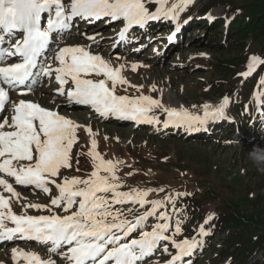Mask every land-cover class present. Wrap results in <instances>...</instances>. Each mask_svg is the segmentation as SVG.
Instances as JSON below:
<instances>
[{"label":"snow or ice","instance_id":"snow-or-ice-1","mask_svg":"<svg viewBox=\"0 0 264 264\" xmlns=\"http://www.w3.org/2000/svg\"><path fill=\"white\" fill-rule=\"evenodd\" d=\"M192 3L194 0H70L69 3L64 0H0V63H3L0 66V112L10 108L12 113L10 119L0 116V174H3L0 175L3 189L0 192V241H36L48 245L49 253L48 259H42L35 252L13 248L14 261L57 264L53 257L59 256L65 264H142L160 249L170 257L164 264H185V258L191 257L199 247L200 242L195 237L176 239L183 235L182 225L186 222L183 211L175 208L176 197L191 193L167 194L150 200V193L165 189L128 185L127 190H122L125 183L118 173L125 164L104 158L97 150L98 142L90 125L78 124L60 114L59 104L49 109L37 101L22 98L13 101L10 96L21 89V95L33 92L40 78L46 77L49 84L57 85L51 103H57V96L63 97L65 103L89 106L105 119L114 116L193 131L225 119L228 96L215 107L205 103L202 115L183 106H166L162 99L143 94V85L131 83L123 75L125 65L114 67L102 55L90 51L91 45L60 46L61 34L73 27L76 18L88 22L102 18L121 21L123 27L118 38L125 41L130 30L144 29L152 21L165 19L179 23L180 13ZM153 4L154 9L150 8ZM45 17L46 24L43 23ZM88 39L95 42L93 36ZM53 43L56 45L52 56L55 67L52 63L40 62V57ZM11 58H17L18 62L4 63ZM261 64L264 59L252 55L247 70L238 75L250 77ZM138 67L139 64L133 63L131 70L135 72ZM260 83L264 85V80ZM118 87L124 92L131 88L140 94H118ZM151 90L156 91V86L152 85ZM156 109L166 114L163 121L155 114ZM80 129L90 140L86 153L73 151L79 143ZM82 155L91 159V172L83 177L64 175V170L73 169V162L77 165L73 170L80 171ZM126 175L132 176L133 172ZM5 177L12 178L15 185L34 186L50 197L49 203H23L22 214H16L11 200L15 198L19 203L20 194ZM53 186L55 196L51 195ZM169 203L181 217L174 223L169 213L162 211ZM116 205L131 207L125 210L114 207ZM28 209L50 214L30 215ZM214 216V213L206 216L199 225V235L207 234L205 225L211 226ZM150 217H156L157 222L148 230L145 225ZM137 231L138 238L129 239ZM187 264L192 261L189 259Z\"/></svg>","mask_w":264,"mask_h":264},{"label":"rangeland","instance_id":"rangeland-1","mask_svg":"<svg viewBox=\"0 0 264 264\" xmlns=\"http://www.w3.org/2000/svg\"><path fill=\"white\" fill-rule=\"evenodd\" d=\"M217 1L221 4H216ZM64 2L69 3L70 0H64ZM262 3L264 0H194V3L186 8V10H190L189 14H185L184 17L179 16L177 30L181 31V27H183L182 33H178L182 34L180 45L182 49L174 53L169 50L173 44L172 39H168L161 50L157 49L158 51H156V46H159L158 42H162L160 37L143 32L133 34L135 38H138V45H134L131 49L123 50L122 47H114L111 42L109 44L112 33L111 26L107 25L111 24L109 18H102L95 22L96 25H92L91 28L81 29L77 34L78 38L73 37L69 39L71 43L66 41L64 45L60 44V46L91 45L90 51L102 55L114 67L125 65L123 75L131 83L143 85L141 90L143 94L162 99L166 106L176 108L183 106L195 114L202 115V106L205 103L215 107L222 103L223 97L228 96L230 102L226 113L234 116L232 114V97L242 94L252 79V75L244 78L238 73L247 70L250 56L257 55L264 59V34L252 32L242 40L231 39L232 34L227 35V28L224 29V26L220 28V25L224 23L226 27H229L232 20L226 19V22H223L220 17L225 12L233 13L238 17L235 14L236 11L245 9L251 17L257 12L253 9L257 5L262 6ZM206 4L210 7H204ZM230 6L236 11L229 12L227 9ZM261 6L257 7V10ZM217 18L221 19V23H218L220 30L213 34L215 41H212L210 39L211 31L208 28L213 26V21ZM158 22L159 20L151 23L158 25ZM170 22L174 23V21ZM250 25H245L242 30L244 31ZM77 27L73 28V33L77 31ZM184 27L186 28L184 29ZM172 31L159 30L158 33L162 38L163 36L169 37ZM106 34L110 35L104 37ZM69 35L72 34L67 36ZM89 36H93L95 42L89 40ZM146 43L150 45L145 48ZM174 45H177L176 42ZM137 49L143 50V52L136 54ZM133 63L140 65L135 72L131 70ZM52 65L55 67L56 62ZM152 85L156 86V91L151 90ZM55 87L57 85L54 82L49 84L48 80L43 81L34 87L30 98L37 102L42 101L45 105L42 102L41 105L49 109H55L59 104L60 114L66 115L78 124L90 125L98 142L97 150L103 154L104 158L123 161L125 164L118 173L125 183V188L122 190H127L128 185L139 188L159 189L163 187L165 189L164 192L150 193L148 197L150 200L162 198L167 194L176 196L177 193H191V195L178 196L180 198L176 199L175 208H179L184 202L185 206L182 211L186 222L182 225L183 235L177 236L176 239L195 237L200 242L197 249L202 248L201 242L205 241V253L192 264H264V165L258 166L249 158V153L254 148L264 149V133L250 130L246 132L247 136L246 133L229 135L225 136L224 140L216 137L208 140H185L178 135H171V129L175 131L178 128L175 126L165 128L163 124H147L145 127H137L134 123H129L133 122L131 120L121 122L101 118L84 106L65 103L64 98L59 96L56 97L57 103L53 104L50 101L55 95L53 92ZM118 94L136 96L140 93L131 88L124 92L122 87H118ZM12 99L14 100V98ZM11 114L9 108L1 116L10 118ZM155 114L161 121L166 118V114L159 109L155 110ZM258 120H260V124H264V118L259 117ZM220 122L221 120H218L216 124ZM259 122H254L255 126L259 125ZM263 128L261 125V129ZM78 136L79 143L73 151L74 153H86L90 147L89 137L83 129L78 131ZM79 159V172L73 170L77 167L73 162V169L64 170L63 174L69 177L87 176L92 170L91 159L86 155L80 156ZM129 165L131 167H127ZM130 171L133 172V175L127 176L126 173ZM14 187L20 194L19 203L15 198L11 200L14 212L22 214L23 203H49L50 197L34 187ZM56 194L53 186L51 195L55 196ZM9 195V193L5 194V196ZM168 205L171 206L170 203ZM114 207L126 210L131 205H116ZM57 211L61 215L64 214L62 211ZM162 211L169 213L173 223L176 219L181 218L179 211H174L173 207L171 209L166 207ZM213 213L215 214L214 220L210 222L211 226L207 230L209 235L201 236L199 232L192 234L193 230H197L203 223L206 216ZM28 214L50 213L28 209ZM220 215L226 217L225 221L229 222L224 221L225 228L222 229L221 226H218L220 221L217 222ZM128 218L132 219L131 216ZM156 222V217H150L145 228L150 230V226ZM216 232L219 233L216 235ZM138 234L139 231L132 233L129 239L138 238ZM230 235L235 241L232 242L228 239ZM15 241L22 242L17 239ZM241 242L246 245L244 247L247 251L257 249L255 252L249 253L246 261L241 260L242 253L237 255V249H234L235 245ZM24 243H15L0 248V264H26L23 259L13 260V248L35 252L38 255L41 253L45 259L49 258L46 248L37 246L36 243ZM25 247L32 249L27 250ZM169 250L173 254L175 253L170 244ZM169 258L167 254L158 249L156 255L152 257L154 259L152 263H150L151 260H147L142 264H153L157 260L164 264ZM188 258L193 260L194 256L186 257L185 260ZM53 259L57 264H65V261L59 256H55Z\"/></svg>","mask_w":264,"mask_h":264},{"label":"trees","instance_id":"trees-1","mask_svg":"<svg viewBox=\"0 0 264 264\" xmlns=\"http://www.w3.org/2000/svg\"><path fill=\"white\" fill-rule=\"evenodd\" d=\"M220 2L219 1H217V3L216 4H219ZM221 4V3H220ZM206 6L209 8L210 7V5H208V4H206ZM259 6H261V5H257L253 10H255V11H257L256 12V14H254V15H252L251 17L249 16V12L248 11H246V9L244 10V11H240V10H237L236 11V9L235 8H231V6L230 7H228V11L229 12H233V11H236V13L235 14H237L238 15V17L236 16V15H234L233 13H225L224 14V19H222V17H220L222 20H223V22H226V19H229V20H232L231 21V23H230V26L229 27H226V25L224 24V23H221V19H219V18H217L216 20H215V22L212 24L213 26H210L209 28H208V30L209 31H211V36H210V39L212 40V41H215V39H214V36H213V34L215 33V32H218L220 29H218L219 28V25H218V23H221V25H220V28H223L222 26H224V29L225 28H227V35H230V34H232V36L230 37L231 39L233 38L234 40H242L244 37H246L248 34H250V33H252V32H256L257 34H264V3H262V6L257 10V7H259ZM185 13H187V12H185ZM210 15V14H209ZM255 17V18H254ZM232 18V19H231ZM254 18V19H253ZM263 18V19H262ZM254 23V24H253ZM247 24H251L250 25V27H248L247 29H245L244 31H246V32H244L242 29L244 28V26L245 25H247ZM210 25V24H209ZM208 25V26H209ZM218 25V26H217ZM254 28V29H253ZM222 37H223V34L221 35ZM224 36H226V35H224ZM224 39H225V37H224ZM223 41V40H222ZM232 41V40H231ZM230 41V42H231ZM219 45H221V44H219ZM264 45V44H263ZM263 54H264V47H263ZM259 71H258V74H256V79L254 78L253 79V81H251V84H249L250 86H248L247 87V89L249 90V91H253V86H252V84L253 83H256V82H258L262 77H264V64H261V67L258 69ZM241 110L242 109H240V112H238L239 114L241 113ZM242 114V113H241ZM223 130H225V128H222ZM204 137H205V135H203ZM198 139L199 140H201V139H204L202 136H200V137H198ZM197 139V140H198ZM205 140H208V138H206ZM180 197H176V199H179ZM184 206H185V204H184V202L181 204V206L179 207V208H177V210H182L183 208H184ZM168 208H172V205L170 206V205H168L167 206ZM174 210V209H173ZM225 218L226 217H224V216H222V215H220L218 218H217V222L218 221H220L219 223H218V226L220 227L221 226V229L224 227V221H225ZM233 220H234V218H232ZM235 221V220H234ZM225 222H228V221H225ZM229 223V222H228ZM207 227V228H206ZM206 229H208L209 228V226L208 225H206ZM215 228V227H214ZM225 228V227H224ZM197 232H199V228L197 229V230H193V232H192V234H194V233H197ZM220 235V234H219ZM228 239H230L232 242L233 241H235L234 239H233V237H231V235L229 236V238ZM244 246H246L243 242H241V243H237L236 245H235V250L237 249V255L238 254H241V260H247L246 258L249 256V253L251 252V253H253V252H255L257 249H250L249 251H247L246 249H245V247ZM233 249V250H234ZM248 254V255H247Z\"/></svg>","mask_w":264,"mask_h":264},{"label":"bare ground","instance_id":"bare-ground-1","mask_svg":"<svg viewBox=\"0 0 264 264\" xmlns=\"http://www.w3.org/2000/svg\"><path fill=\"white\" fill-rule=\"evenodd\" d=\"M95 22H97V21H94L93 23H95ZM110 23H113L114 24V21H109ZM215 21H213V23H214ZM76 23V22H75ZM88 23H92V22H88V21H85V24H88ZM151 23V22H150ZM149 23V24H150ZM80 24V22H79V18H78V20H77V25H79ZM148 24V25H149ZM76 25V24H75ZM75 27H77V26H75ZM75 27H73V28H75ZM73 28H71L70 30L72 31L73 30ZM74 31H72V33H73ZM141 33V32H143V33H146V32H144L143 30H139L138 29V27L137 28H133L132 30H130V32H129V34H128V38L125 40V41H120V42H117V40L115 39V37L112 39V41H111V44L114 46V47H116V48H119V47H122L123 48V50L124 49H126V48H128V49H131V47H133L134 45H138V38H135L134 37V33ZM63 36H67L68 35V33H63L62 34ZM153 39V38H152ZM52 47V46H51ZM51 54V51L49 52V55ZM48 55V56H49ZM22 90V89H21ZM55 94V93H54ZM10 96H13V98L15 99V100H19L20 99V97H22V95L20 94V92H18V91H16V92H12V93H10ZM42 102V101H41ZM43 103V102H42ZM43 105H45L44 103H43ZM81 106H84V105H81ZM87 108H88V110L89 111H91L92 112V109L89 107V106H86ZM93 113V112H92ZM3 114V112H0V116ZM10 119V118H9ZM113 120H116V117L113 119ZM120 120V119H119ZM7 130V129H6ZM0 175H3V174H0ZM5 178H7V177H5ZM10 182H12L13 183V185L14 186H19V187H24V188H27V187H29V186H22V185H15L14 184V180L12 179V178H7ZM31 187H34V186H31ZM0 192H3V189L2 188H0ZM4 194H8V193H4ZM10 224V223H9ZM11 225V224H10ZM16 240V239H15ZM17 240H20V241H22V242H19V241H15V243H19V244H21V243H24L25 241L26 242H31V243H36V244H38V245H42V244H40V243H38V242H36V241H30V240H23V239H17ZM24 244H26V243H24ZM23 245V244H22ZM33 245V244H32ZM19 246V245H18ZM28 246V245H27ZM27 250H31L32 248H30V247H25ZM5 249V248H4ZM25 251V250H24ZM40 257L42 258V259H45V257H43L42 256V254L40 253Z\"/></svg>","mask_w":264,"mask_h":264},{"label":"clouds","instance_id":"clouds-1","mask_svg":"<svg viewBox=\"0 0 264 264\" xmlns=\"http://www.w3.org/2000/svg\"><path fill=\"white\" fill-rule=\"evenodd\" d=\"M249 158L255 163L256 165H264V149L261 148H254L249 153Z\"/></svg>","mask_w":264,"mask_h":264}]
</instances>
